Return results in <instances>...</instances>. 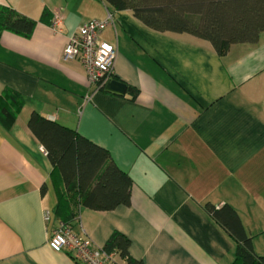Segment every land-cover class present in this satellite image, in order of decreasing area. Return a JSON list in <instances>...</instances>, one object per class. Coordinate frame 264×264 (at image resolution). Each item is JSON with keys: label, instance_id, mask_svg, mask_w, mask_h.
<instances>
[{"label": "crops", "instance_id": "crops-1", "mask_svg": "<svg viewBox=\"0 0 264 264\" xmlns=\"http://www.w3.org/2000/svg\"><path fill=\"white\" fill-rule=\"evenodd\" d=\"M0 6L36 21L29 37L0 32V95L8 88L24 100L8 128L0 123V264H79L48 245L64 212L27 126L33 111L107 149L132 180L129 205L79 207L71 228L95 245L117 231L144 264H230L234 241L206 202L230 204L250 234L264 230V34L220 57L206 41L149 29L102 0ZM106 10L113 24L98 37L116 46L111 78L136 87L133 99L96 89L77 58H63L68 36ZM55 14L60 31L50 27Z\"/></svg>", "mask_w": 264, "mask_h": 264}, {"label": "trees", "instance_id": "trees-1", "mask_svg": "<svg viewBox=\"0 0 264 264\" xmlns=\"http://www.w3.org/2000/svg\"><path fill=\"white\" fill-rule=\"evenodd\" d=\"M114 11L129 10L145 27L176 34H188L206 41L218 56L234 45L253 43L264 32V0H102ZM36 21L0 6V32L10 31L29 37ZM97 89L103 91V87ZM127 94L135 98L138 89L127 85ZM23 97L12 89L0 95V123L8 128L23 105ZM27 126L39 141L52 166L51 183L57 194L59 219L72 227L80 206L108 211L129 205L131 178L113 162L104 147L76 130L31 112ZM203 209L234 241L230 264H264V255L254 250L253 239L264 230L250 234L238 212L228 203ZM130 241L113 231L103 249L114 253L124 264H144L129 254Z\"/></svg>", "mask_w": 264, "mask_h": 264}, {"label": "built area", "instance_id": "built-area-1", "mask_svg": "<svg viewBox=\"0 0 264 264\" xmlns=\"http://www.w3.org/2000/svg\"><path fill=\"white\" fill-rule=\"evenodd\" d=\"M62 19L54 15L50 27L61 30ZM113 24L111 11H106L104 19H92L84 22L78 30L71 33L63 49V58H77L84 68L87 81L96 87L111 79L116 46L99 39V33ZM44 218L48 219L45 212ZM49 247L55 252L65 251L72 255L79 264H117L114 253L106 252L95 245L88 237L73 231L63 220L58 223L48 238Z\"/></svg>", "mask_w": 264, "mask_h": 264}, {"label": "water", "instance_id": "water-1", "mask_svg": "<svg viewBox=\"0 0 264 264\" xmlns=\"http://www.w3.org/2000/svg\"><path fill=\"white\" fill-rule=\"evenodd\" d=\"M103 89L106 92H109L115 95H123L126 91V84L120 79L111 78L104 83Z\"/></svg>", "mask_w": 264, "mask_h": 264}, {"label": "rangeland", "instance_id": "rangeland-1", "mask_svg": "<svg viewBox=\"0 0 264 264\" xmlns=\"http://www.w3.org/2000/svg\"><path fill=\"white\" fill-rule=\"evenodd\" d=\"M106 11H107V10H106ZM104 18H105V17H104ZM263 34H264V32L260 34L259 38H260ZM258 41H259V39H258L256 42H253V43H244V44H239V45L254 46L255 44H257ZM256 237H258V238H257L258 245L261 246V247H263V246H264V234L261 233L260 236H256Z\"/></svg>", "mask_w": 264, "mask_h": 264}]
</instances>
